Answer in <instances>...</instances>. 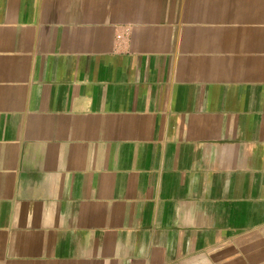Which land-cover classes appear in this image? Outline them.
Returning a JSON list of instances; mask_svg holds the SVG:
<instances>
[{"label":"crops","instance_id":"1","mask_svg":"<svg viewBox=\"0 0 264 264\" xmlns=\"http://www.w3.org/2000/svg\"><path fill=\"white\" fill-rule=\"evenodd\" d=\"M0 264H264V0H0Z\"/></svg>","mask_w":264,"mask_h":264}]
</instances>
